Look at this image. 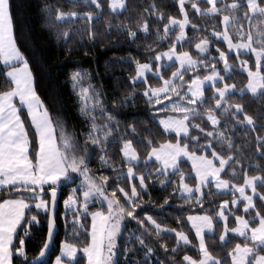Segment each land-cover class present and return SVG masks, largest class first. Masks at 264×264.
Listing matches in <instances>:
<instances>
[{
	"label": "trees",
	"instance_id": "obj_1",
	"mask_svg": "<svg viewBox=\"0 0 264 264\" xmlns=\"http://www.w3.org/2000/svg\"><path fill=\"white\" fill-rule=\"evenodd\" d=\"M99 2L101 3L100 9H97L95 5L85 4L84 0H75V2L74 0H11L17 47L28 60L37 95L47 108L53 124L58 126L57 136L60 132L59 126H62L66 135L75 136L80 145H84L85 135L91 122L80 113L79 88L73 89L70 77L76 71L87 72L91 74V78L85 79L83 86L88 87L91 84L103 94L100 99L103 102L105 114L102 115L97 109L94 113L97 116L96 123H106V115L113 116L115 121L119 122L110 125L113 132L109 138L106 153L99 151L91 144L87 146L91 154L88 163V167L91 169L90 174L96 178L108 177L106 186L108 194L116 189L117 184L130 193L131 184L135 183L139 186V179H134L131 182L127 180L129 165L125 163L120 151L123 147V140H132L133 147L140 156V163L133 164V167L137 177L141 174L146 177L147 191L140 190L138 187V191H141V197L139 198L140 207L136 209L138 219L143 220L144 224L141 226L137 220L131 218H126L123 222L121 234L117 240L118 249L121 253L118 256L120 264H187L183 261L185 255L199 259L197 239L193 235L187 218L205 214L213 217V231L211 234L205 235L207 247L214 256L226 258V264H231L228 252L237 243L242 244L243 238L229 232L226 237L227 246H222L219 237L223 233L225 223L220 220L217 213L220 211V205L227 200L229 202L228 209L225 211L228 216L227 224L229 228L236 227V215L249 218L248 214L243 211V202L233 206L231 201L236 194H220L209 185L202 189L203 207H201V204L196 202L195 196L188 198L181 194L178 187V172L164 175L157 173L159 167L156 163H144L148 152L151 151L148 141H152V147L176 142V136L164 132L158 122L169 115L177 116L179 114L160 111L159 109L163 105H150L146 102L147 98L143 95L145 89L149 85L160 87L163 84V80L158 76H153L152 73L148 75L147 84L142 82L132 84L131 78L136 75L134 61L152 63L153 72H155L158 63L154 60V56L157 53L167 52L172 45H175L177 53L187 51L193 59L207 61V67L198 66L188 71L185 74L184 82L178 79L174 81L177 85L184 83V87L181 89L182 94L187 91V83L185 82H190V79L197 74L201 79L205 75H210L212 64H215L220 75L225 77L223 81L216 83L217 87H223L227 83L236 84L239 89L245 87L248 80L246 72L241 69L240 60H248L249 68L255 71V56L242 54L237 59L236 53H227V44L222 39L217 40L212 33L224 30L222 18L223 15L229 13L225 11L215 15L202 14L210 7L205 0H185V12L188 15L189 23L184 29L185 39L180 43L176 39L180 34L178 26H172L167 37L161 39L164 37V25L168 24L170 17L177 20L184 19V14L180 12L179 0H126L128 7L119 14L111 13L108 10V0H99ZM232 2L233 0H219L217 7ZM192 3H196L201 12L198 13L193 9ZM45 6H51L53 10L59 8L64 12L75 11L80 15L92 12L93 19L89 21L85 16L83 19L73 18L63 23L54 22V17L48 16L44 11ZM244 11L246 8L240 9L236 15L242 17ZM97 13H99V18H97ZM144 21H147L149 25L147 33L142 31ZM108 24L113 25V27L108 28ZM122 25H127L132 31H136L137 36L135 38L129 37L127 29L121 28L118 31V27ZM241 25L245 31L248 30V22L240 19L235 27H230V34L234 33ZM90 30L97 34L96 39H90ZM64 31L69 32L67 38L62 35ZM201 38H208L209 40L207 53H199L195 47ZM217 48L227 53L228 63L231 65L229 71L224 70V63L219 60ZM177 68L178 66L174 63L171 65L162 64L160 75L164 79H169ZM5 73L6 69L0 63V92L7 91L12 87L10 83L6 82ZM214 93L215 90L211 86L206 87L203 105H192V107H196L197 111L201 113H205L208 108L214 109V115L220 120V124L216 127L233 142V149L230 154L240 163L234 164L230 161L226 165L225 171L221 173V178L239 185L243 184L244 171H247L249 176H264V156L256 151L258 146L256 138L258 136L264 137V96L252 97L246 92L241 96L236 91L228 94L226 98L225 107L241 104L244 112L252 116L255 124V130H252V126L247 125L246 122L238 124L235 117L224 113L223 108L215 109V99L212 98ZM129 96L132 97L131 100L127 99ZM176 99L175 96L172 97L173 101ZM122 101L124 102L121 103ZM164 105L170 106V101L165 100ZM232 110L234 111V109ZM21 116L25 121V127L32 142L30 152L34 154L38 149L35 131L32 129L24 109H21ZM237 116L243 120V114L238 113ZM191 124H199L204 132L189 127V136L199 137L198 141H183L190 144V151L194 149L197 155H206L211 158L212 149L202 150L199 147L206 144L208 140L212 141L213 147L217 151H221L218 140L205 137L206 132L215 130L211 122L207 120L206 113L191 120ZM113 139L116 141L115 143H112ZM261 151H264V147L261 148ZM223 153H229L226 145ZM102 155L106 156L111 167L100 162L99 157ZM178 167L186 177L185 182L190 187H195L196 181L191 174L190 165L182 161ZM189 176H192L193 179H188ZM82 180L83 178L78 174H73L72 181H64L58 188L57 191L60 196L59 209L56 214L58 232L52 248L40 264H52L56 256L59 255V248L64 242L75 244L78 249H82L90 243L91 215L82 214L80 223L75 226L76 232H74L73 212L64 211L61 207V202L71 194L72 189H79ZM162 180L164 181L163 184L160 183ZM257 185L253 202L256 205L255 210H259L264 215V206H262L264 201L259 199L260 195H264V187H260L259 182ZM8 195L7 192L0 190V197L8 198ZM77 195L81 200L83 199L82 193L79 191ZM117 196L123 202V194L117 191ZM46 198L50 197L46 196ZM88 208L89 213H91L98 210L106 211L107 206L94 198L90 201ZM255 210L250 209L252 215L255 214ZM148 216L160 224L162 229L183 231L191 243L178 246L174 232L162 231L157 236L155 226L146 219ZM38 219L40 220L39 226H32L31 236L26 238L25 243V250L30 260L39 255L47 234V214L40 213ZM66 223L67 227L65 226ZM81 224L84 227H80ZM137 238L143 239L147 247L141 245ZM149 247L152 249L151 253L148 252ZM174 248L176 249L175 252L172 251ZM125 249L129 251L125 252ZM78 252L79 264H87L83 252ZM14 264H21V260L16 259ZM73 264L76 262L74 261Z\"/></svg>",
	"mask_w": 264,
	"mask_h": 264
},
{
	"label": "snow or ice",
	"instance_id": "obj_2",
	"mask_svg": "<svg viewBox=\"0 0 264 264\" xmlns=\"http://www.w3.org/2000/svg\"><path fill=\"white\" fill-rule=\"evenodd\" d=\"M75 2V0H74ZM219 0H206L210 5L202 14L215 15L227 11L229 14L223 15L222 21L224 30L214 31L212 35L217 40L222 39L227 44V53L235 52L236 58L239 59L243 55L255 56V71L249 68L248 60H240L242 71L247 73V84L243 88H237L236 84L225 83L223 87H217V81H223L224 76H221L216 69V65H211V74L205 75L203 79L197 74L187 83V91L181 93L184 83L177 85L174 83L177 79L184 82L185 74L198 66L207 67V61L202 59H193L189 52L183 51L177 53L175 45H172L167 52L157 53L154 60L159 62L164 58L169 61L179 62L180 67L172 73L171 78L164 79L160 75V66H156V71L153 72L152 63L136 64V75L131 78L132 84L138 81L147 84L148 73L153 76H158L163 80L160 87H152L149 85L143 95L147 98L146 102L150 105H163L160 111L178 113L177 116L169 115L166 118L159 120V124L163 126L165 132H174L176 142H168L152 147V141H148L151 151L148 152L144 163L147 164L153 158L160 165L157 168V173L164 175L168 174V169H172L174 173H179V189L183 193H187L189 198L194 194L203 195L202 188L214 183L217 189H227L233 194L239 193V199L245 201L243 211L248 214L249 218L236 215V227L229 228L227 221L228 216L225 215V209L229 202L225 200L220 205L218 217L225 222L223 233L219 239L222 246H227L228 233L231 232L243 238V243H237L233 249L228 252V257L231 258V264H264V215L256 209L252 195H246V188H250L253 194L257 192V182L260 187H264V176H249L247 171L243 172V184L230 183L229 180L222 179L221 173L225 171V166L229 162L234 164L240 163L230 151L233 149L232 140L226 136L223 131H219L216 127L220 124V120L214 115V109L208 108L205 110L207 120L214 126V131L205 133V137H212L221 145V151H217L211 140L199 147L203 149H212L211 159L206 155H197L196 151L189 150L190 144L183 141H198L199 137L189 136V127L199 129L204 132L199 124H191L190 121L198 116L204 115L197 111L192 105H203L204 103V85L206 82H211V87L215 90L213 99H215V109L223 108L224 113L236 118L238 124L247 123L255 130V124L252 116L244 112L241 104H233L225 107L227 96L230 93L238 91L241 96L245 92L251 93L253 97L264 96V0H233L232 3H225L222 7H217ZM85 4L95 5L97 9L101 8L99 0H84ZM180 12L184 14L183 20L169 18L168 24L164 25V39L167 37L172 26H178L180 29L177 41L185 39V26L189 23L188 15L185 12V0H179ZM128 7L126 0H108V8L111 13L119 14L120 11L126 10ZM191 7L198 13L201 9L196 3H192ZM246 8L242 17H238L236 13ZM44 11L48 16L54 17V22H65L73 18L83 19L85 16L89 21L93 19V13L87 12L83 15L75 11L64 12L59 8L53 10L51 6H45ZM99 18V13H97ZM162 18V17H161ZM240 19L248 22V30L245 31L243 25L236 31L230 34V27H235ZM58 26V25H55ZM108 28L113 25L108 24ZM127 29V35L131 38L137 36L136 31H132L127 25L118 27V31ZM195 28V25H193ZM149 25L147 21L143 22L142 31L147 33ZM62 35L67 38L68 31H64ZM159 35V33H158ZM97 34L94 31H89L90 39H96ZM199 53H207L209 50L208 38H201L199 43L195 45ZM219 60L224 63V70L229 71L231 65L228 63V55L225 51L217 48ZM215 59V58H213ZM0 63L6 69L7 83L12 87L0 92V190L7 192L8 198L0 197V264H14L16 259L21 260V264H40L52 241L56 226V202L57 190L64 181H72L73 174H78L83 178L79 187L73 188L71 194L64 201L66 210L73 212V230L76 232L75 226L80 223L82 214H90L92 218L91 224V241L82 249H78L75 244L64 242L60 247V255L56 256L55 264H79L77 252L82 251L87 258V264H120L118 256L121 255L118 249V237L121 234L122 223L126 218L137 220V223L143 226L144 221L139 220L136 215V209L140 207L139 198L141 197L140 190L147 191L146 177L141 174L139 177L134 172L133 164L140 160V156L133 147L132 140H123V147L120 151L123 154L127 168V180L129 182L134 179H139V186L135 183L131 184V191H125V188L119 187L110 194L107 193L108 177L101 176L96 178L91 175V169L88 167L91 154L88 145L95 146L101 152H107L109 138L112 136L113 129L110 127L115 121L111 115H106V123L97 124V116L94 114L97 109L101 114H105L103 102L100 97L103 95L97 91L91 84L88 87L83 86L85 79H90L91 74L87 72L76 71L72 73L70 79L74 90L79 88L78 96L81 102L80 113L90 121L84 145L81 146L75 136L65 134L62 126H59L60 132L57 136V125L53 124L49 116L47 108L43 101L37 95L34 87V78L29 67L28 60L23 52L17 47L14 36V22L12 16L11 0H0ZM175 96L177 99L172 100ZM219 98H216V97ZM131 100L132 97L127 98ZM170 101V106L164 105V101ZM18 101V103H17ZM122 101L121 103H123ZM21 107L27 109V115L31 120V125L35 129V134L38 137V150L30 152L32 142L29 139L28 131L25 127V121L21 116ZM234 109V111L232 110ZM238 113L243 114V120L237 116ZM134 131V129H133ZM256 151L264 156V137H257ZM116 141L113 139L112 143ZM229 150L228 154L223 153L224 147ZM82 153V154H81ZM181 157H186L192 162V169L195 173L196 181L195 188L190 187L185 183V175L179 170L178 161ZM103 165H108L109 161L105 155L99 157ZM214 161H219L217 167ZM235 175V172H233ZM193 179L192 176L187 177ZM211 178V179H210ZM161 184L164 181H160ZM82 193L81 200L77 192ZM117 191L123 194V202ZM50 196V198H46ZM101 199L106 202L105 210H98L89 213L88 205L93 199ZM259 199L264 201V195H260ZM196 202L201 204L199 196L196 197ZM238 199L234 198L231 201L233 206L238 204ZM167 203V201H166ZM264 206V205H262ZM250 209L255 210L252 215ZM34 212V214H32ZM43 212L47 214V238L43 242L39 255L29 259L25 250L26 238L31 236V228L33 225L39 226V214ZM234 215V213H233ZM152 225L155 226L156 235L159 236L162 231L174 232L177 239V245L181 242L184 245H189L191 241L183 231L175 229H162L160 224H157L151 216L146 217ZM188 221L195 229V234L199 240L198 252L199 259H194L192 256L185 255L183 261L187 264H226V258H218L213 255L205 243V230L211 232L213 229V217L210 215L189 216ZM67 227V223L65 225ZM80 227H84L82 224ZM22 233V235H21ZM78 235V232L76 233ZM139 239V243L145 247L144 240ZM167 251V249H165ZM129 251L125 249V252ZM173 252L176 249H172ZM148 252L152 249L149 247Z\"/></svg>",
	"mask_w": 264,
	"mask_h": 264
},
{
	"label": "crops",
	"instance_id": "obj_3",
	"mask_svg": "<svg viewBox=\"0 0 264 264\" xmlns=\"http://www.w3.org/2000/svg\"><path fill=\"white\" fill-rule=\"evenodd\" d=\"M205 2H206V0H205ZM186 27V26H185ZM180 42H182V41H179V43ZM232 53H235L234 51L232 52ZM158 64L157 65H159V66H161L162 64H164V65H171V64H176V66H178V68L180 67L179 65H178V61H175V60H173V63H170L168 60H167V58H164V59H162L161 61H159V62H157ZM3 65V64H2ZM4 66V65H3ZM151 73H148L147 74V76L148 75H150ZM219 81H217L216 83H218ZM208 86H211V85H209V83L206 85V86H204V90L206 89V87H208ZM17 103H18V101H17ZM21 109H24L25 110V112H26V115H27V109L26 108H23V107H21ZM27 118H29L28 117V115H27ZM29 121H30V124H31V120H30V118H29ZM158 124H159V122H158ZM32 126V125H31ZM161 126V125H160ZM161 128H162V130L164 131V129H163V126H161ZM32 129H34V127L32 126ZM34 131H35V129H34ZM165 132V131H164ZM166 133H169V132H166ZM169 134H171V133H169ZM36 140H37V144H38V137L36 136ZM38 150V149H37ZM122 157H123V154H122ZM212 158V157H211ZM124 159V158H123ZM181 161H184L182 158H180V160L178 161V163L179 162H181ZM154 162H156L155 161V159L153 158L152 160H150L148 163H154ZM138 163H140V160L138 161V162H134V164H138ZM157 164H158V162H156ZM214 163L217 165V167L219 166V162H217V161H214ZM159 165V164H158ZM191 166V168H192V165H190ZM159 167H160V165H159ZM226 167V166H225ZM173 172V170L172 169H168V173H172ZM192 172H193V169H192ZM214 184V183H213ZM203 189V188H202ZM214 189H216L220 194H224V193H232L233 194V192L232 191H229V190H227V189H224V190H221V189H217L216 187H215V184H214ZM199 194V193H198ZM236 194V196H235V198H237L238 199V201L239 202H243V201H241L240 199H239V193L238 192H236L235 193ZM234 194V195H235ZM246 195H252L253 197L255 196V194H253L252 193V191H251V189L250 188H246ZM186 197H188L189 198V196H188V194H187V196ZM238 202V203H239ZM229 206V205H228ZM228 209V207L224 210V211H226ZM90 218H91V216H90ZM190 221H188V224L190 225ZM91 224H92V218H91V223H90V229H91ZM190 227H192L191 225H190ZM193 229V228H192ZM194 230V229H193ZM195 231V230H194ZM212 231H213V229H212ZM212 231L211 232H208L207 230H205V235H207V234H211L212 233ZM90 233H91V230H90ZM233 234V233H232ZM235 235V234H234ZM237 236V235H236ZM197 239V238H196ZM90 240H91V236H90ZM198 240V239H197ZM180 244H182V245H184L183 244V242H181ZM197 245H198V247H199V241H198V243H197ZM61 247V246H60ZM59 255H60V248H59ZM78 255H79V252H77V257H78ZM84 255V254H83ZM85 257V256H84ZM65 259V264H67V259L68 258H64ZM85 259H86V263H87V258L85 257ZM52 264H55V260L53 261V263Z\"/></svg>",
	"mask_w": 264,
	"mask_h": 264
},
{
	"label": "rangeland",
	"instance_id": "obj_4",
	"mask_svg": "<svg viewBox=\"0 0 264 264\" xmlns=\"http://www.w3.org/2000/svg\"><path fill=\"white\" fill-rule=\"evenodd\" d=\"M108 10L111 12V10L108 8ZM121 12V11H120ZM179 42V41H178ZM173 60H175V59H173ZM169 61V60H168ZM170 63H173V61H169ZM178 65H179V63H178ZM180 66V65H179ZM247 74V73H246ZM137 83H139V81L137 82ZM209 83V85H211V82H206L205 83V85L204 86H206L207 84ZM246 93H248V92H246ZM250 96H252L253 97V95L251 94V93H248ZM169 133H171V134H174L175 135V133L174 132H169ZM184 161L183 162H185V163H187V164H189V165H192V162L190 161V160H188L186 157H181ZM211 159V158H210ZM182 162V161H181ZM217 162H219V161H217ZM154 163H156V162H154ZM180 163V162H179ZM179 163H178V165H179ZM139 164V163H138ZM157 164V163H156ZM135 165V164H134ZM158 165V164H157ZM217 166V165H216ZM158 167H159V165H158ZM191 167V166H190ZM172 173H174V172H172ZM192 174V176L194 177L195 176V173H194V171L191 173ZM211 179V178H210ZM186 183V182H185ZM209 185H211L213 188H214V184L213 183H210ZM193 188H195V187H193ZM205 188V187H204ZM203 188V189H204ZM181 191V190H180ZM203 191V190H202ZM181 194L183 195V196H187V193H183L182 191H181ZM193 196H195V197H197V196H199L200 197V199H201V194H198V193H196V194H194ZM192 196V197H193ZM67 198H65V200H66ZM65 200H63L62 202H61V207H62V209L65 211L66 209H65V207H64V201ZM101 203H104L106 206H107V204H106V202L105 201H103L102 200V198L101 199H98ZM241 201H243V200H241ZM244 203H246L245 201H243V204ZM42 214H43V212H41ZM225 215H226V212H225ZM221 220V219H220ZM223 223H225L223 220H221ZM123 224V223H122ZM190 225H191V223H190ZM192 228V227H191ZM122 229V228H121ZM195 230V229H194ZM193 229H192V232H193V235L196 237V234H195V231H194ZM231 233V232H230ZM232 234V233H231ZM197 238V237H196ZM198 241L199 240H197V243H198Z\"/></svg>",
	"mask_w": 264,
	"mask_h": 264
},
{
	"label": "water",
	"instance_id": "obj_5",
	"mask_svg": "<svg viewBox=\"0 0 264 264\" xmlns=\"http://www.w3.org/2000/svg\"><path fill=\"white\" fill-rule=\"evenodd\" d=\"M50 197V196H49ZM59 201H60V196H59V192L57 191V202H56V214H57V211H58V207H59ZM47 231V230H46ZM57 232H58V230H57V224H56V226H55V230H54V235H53V238H52V241H51V243H50V246H49V249L47 250V253L50 251V249L52 248V245H53V241H54V239H55V236H56V234H57ZM46 238H47V234H46ZM45 238V239H46ZM47 253H46V255L43 257V258H41V262L45 259V257L47 256Z\"/></svg>",
	"mask_w": 264,
	"mask_h": 264
}]
</instances>
